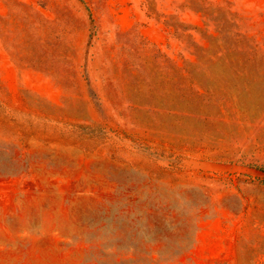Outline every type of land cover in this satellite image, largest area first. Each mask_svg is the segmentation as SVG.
Segmentation results:
<instances>
[{
  "label": "rangeland",
  "instance_id": "374dc122",
  "mask_svg": "<svg viewBox=\"0 0 264 264\" xmlns=\"http://www.w3.org/2000/svg\"><path fill=\"white\" fill-rule=\"evenodd\" d=\"M0 264H264V0H0Z\"/></svg>",
  "mask_w": 264,
  "mask_h": 264
}]
</instances>
